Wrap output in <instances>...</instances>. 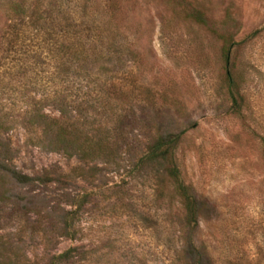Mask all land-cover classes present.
<instances>
[{"label":"rangeland","instance_id":"rangeland-1","mask_svg":"<svg viewBox=\"0 0 264 264\" xmlns=\"http://www.w3.org/2000/svg\"><path fill=\"white\" fill-rule=\"evenodd\" d=\"M31 1L0 0V32L5 15L24 14ZM44 1L69 14L84 2ZM190 4L205 23L190 16ZM116 21L110 57L76 56L61 74L73 83L62 114L30 101L38 110L24 118L21 96L0 103V264H184L191 239L205 264H264V0H124ZM225 46L244 98L240 114L226 94ZM100 78L130 84L135 101L103 108L83 96ZM43 114L100 142L104 154L57 149V126ZM179 133L178 166L200 207L197 230L171 188H160V165L140 162L156 136ZM8 164L33 181H13ZM71 247L80 256L60 262Z\"/></svg>","mask_w":264,"mask_h":264},{"label":"trees","instance_id":"trees-1","mask_svg":"<svg viewBox=\"0 0 264 264\" xmlns=\"http://www.w3.org/2000/svg\"><path fill=\"white\" fill-rule=\"evenodd\" d=\"M44 3V0H32L24 14L13 17L5 15L8 23L0 32V103L2 100L9 101L21 96L27 111L21 107L18 109L25 113L21 114L24 118L38 110L37 106L32 108L29 105L30 101L36 105L50 103L57 111L63 113L64 109L59 106L67 102L65 91L73 87L71 77L62 76L63 73L75 66L73 58L76 56L84 62L96 57L111 56L109 47L116 45L118 37L116 15L122 10L124 0H84L80 7L82 11L70 14L60 10L61 6L57 3L52 8L46 7ZM190 6V16L197 22L205 23L198 5ZM125 49L126 54L135 56V51L129 49V46H125ZM222 52L226 67V94L232 101L233 113L240 114L244 98L233 71L232 47L225 46ZM97 84L98 89L94 93L85 92L83 96H90L103 108L124 107L135 101V90L130 84L109 78H100ZM30 86L34 89L29 90ZM26 91L30 92V95L26 94ZM36 93L41 94L43 100H36L33 97ZM47 117L57 126L56 130L54 129L53 143L57 149L78 156L104 154V145L100 142L82 140L66 121ZM4 126V123H0V128ZM11 126L6 127L10 129ZM182 134L156 136L148 145L140 162H154L160 165V188H171V198L177 199L186 224L192 230H197L199 202L182 177L176 155ZM10 165H6L7 173L13 181L22 185L33 181L31 176ZM202 249L197 239H191L184 250V264H205ZM79 253V248L71 247L56 258L60 262H66L80 256ZM250 261L253 263L252 259Z\"/></svg>","mask_w":264,"mask_h":264}]
</instances>
